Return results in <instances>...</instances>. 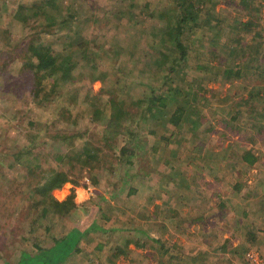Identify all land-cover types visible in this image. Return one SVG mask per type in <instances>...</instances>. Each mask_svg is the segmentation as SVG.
<instances>
[{"label": "rangeland", "instance_id": "1", "mask_svg": "<svg viewBox=\"0 0 264 264\" xmlns=\"http://www.w3.org/2000/svg\"><path fill=\"white\" fill-rule=\"evenodd\" d=\"M186 1L196 24L188 21L186 57L171 68L161 61L176 51L167 20L180 17V0H0V205L9 204L0 264L94 219L63 264H254L250 253L263 261L264 0ZM31 44L50 47L65 69L25 72ZM229 51L241 55L231 78L222 74ZM175 89L168 108L141 109ZM118 114L112 141L106 120ZM18 156L32 169L41 159L40 185L73 160L97 162L53 192L78 204L62 217L43 213Z\"/></svg>", "mask_w": 264, "mask_h": 264}, {"label": "trees", "instance_id": "2", "mask_svg": "<svg viewBox=\"0 0 264 264\" xmlns=\"http://www.w3.org/2000/svg\"><path fill=\"white\" fill-rule=\"evenodd\" d=\"M241 2L242 4L247 5L249 0H242ZM179 4H180V8L182 9L180 17L173 18L169 16L168 17L169 21L167 20V28H168L167 33L171 35L172 37H174L175 39L174 44H175L176 51L174 52V54H172L173 58L169 59V57L167 56L164 61H161L163 64L166 62H169L171 64L170 65L171 68H174L176 65L178 67V64L181 63V60H184L186 57L187 44L183 40V35L189 32V30L192 28L191 26L189 27L188 21H190V19L192 20L195 19V24H196V14L193 13V7L195 6V4L192 2H187L186 0H180ZM250 6H252V3H250ZM213 17L214 16L209 17L208 22H211V19ZM42 20L46 21L45 26L47 24L50 25L51 23H53V26L55 25V22H52L48 19H42ZM171 20H174V23L170 25L169 23ZM252 24H254L253 21L241 22L240 30L250 31ZM47 27L50 28L49 26ZM29 47L32 53L29 56V59L31 58V56H33L34 60L33 62L30 60L31 62L29 64L24 65L25 72H27V69H28L26 67H34V68L36 67V69L39 71L41 70H45L46 72L50 71L52 74L56 75L61 70L63 71L65 69V66L68 62L60 61L58 63L57 58L52 55L51 50L49 49L50 47L47 48L45 46L38 45V44L37 45L31 44L29 45ZM229 54L234 55L233 57L234 59L232 58L228 62H224L225 63L224 68L226 69L222 71V74L231 78L234 75H238L240 73V71H235L234 67L237 64V62H235L236 59H238L239 56L241 55L240 54L235 55L236 53H231V51H229ZM161 62L159 63L162 65ZM218 63L223 64V61L218 62ZM207 70L210 71L211 69L207 68ZM102 77H103L102 80L106 78L105 73L102 74ZM14 87H17V91H18L17 93L19 95L22 94V91H20L21 90L20 82L14 84ZM103 91H105L104 88H103ZM178 91L179 90L177 89L170 90V92L167 93L165 96H161V95L148 96V100L146 102H143V101L142 103L141 101L139 102V104L140 103L146 104L144 109L143 108L141 109L144 110L145 112L151 111L154 114V112L160 108H164V107L168 108L170 103L175 102L177 100L178 98L177 95L180 94V92ZM36 93L37 92H35V96H37ZM258 97L260 99L257 104H259L261 108L264 110V98L261 95L259 96V94H258ZM109 99H110V103L117 104L119 102L116 98V95L110 96ZM124 109L125 108L123 107V114L125 115L124 118L125 119L131 118L130 111L132 110V108L130 110L126 109L125 111ZM180 109L181 107L179 106L177 109V112L172 116V123L174 124H178L181 119L182 110ZM100 110L102 111L103 109L100 108ZM144 111L142 114H145ZM117 118H118V121H117ZM117 118L114 115L109 120L108 119L106 120L107 130L104 132V135L107 136V138L109 137L108 139L112 141L116 140V138H113V137H116L118 132L122 133L121 128L123 127V125L120 120L121 116L118 114ZM108 128L110 130H108ZM110 132L112 134H110ZM243 157L244 159H249L251 164H254L255 160L257 159L254 156H252L250 152H247L245 156ZM72 158H73L72 156H69L70 160ZM18 159L22 163H24L23 162L24 160L20 156H18ZM40 160L41 159H38L37 162H35L33 169L31 168V162H29V160L25 161V163L23 164L27 167L26 179H27L28 185L31 187V184L33 183L32 185L33 189L32 187L31 189L37 191L40 195L43 196V202L41 203L44 205L43 207L44 214H46L49 211V209H52L59 216H62V217L69 216L71 211L76 209L78 206V204L75 202L74 196L71 194L68 196L67 200L63 202H59L58 200L54 198L53 192L56 189L61 188L64 185V183L70 180H75L76 177L80 175L77 173V171H81V169L84 168L85 166L92 165L94 162H97V161L93 160L91 162L86 157L80 158L78 162L77 160H73L70 166L71 168L70 172H67L61 169L54 173H51L45 179V183L40 185L41 180H42L40 179L41 174H40V177L38 178V175H39L38 168L40 166ZM77 167H80V168L77 169ZM7 198H11V196H8ZM8 205L6 206V208H4L3 206L1 208V205H0L1 214L5 212V209H8ZM82 223L83 225L81 224V225L75 226L68 233L64 234L61 238L54 239L55 242L52 246L44 247L40 244L35 243V249H36L35 251L33 252L23 251L21 253V256L15 262L4 258L3 264H63L69 258L70 255L75 253V251L79 250V243L81 239L85 235L88 234L87 232L91 231V228H95V226L97 227L96 219H94L93 221H85ZM0 238H1V234H0ZM4 247H5V244L0 246V249L2 248L4 250ZM120 253H125V250L123 247L120 249ZM116 256H118L117 253H116Z\"/></svg>", "mask_w": 264, "mask_h": 264}, {"label": "built area", "instance_id": "3", "mask_svg": "<svg viewBox=\"0 0 264 264\" xmlns=\"http://www.w3.org/2000/svg\"><path fill=\"white\" fill-rule=\"evenodd\" d=\"M249 258L254 264H264V259L263 261L260 260L261 258L256 253L255 254L250 253Z\"/></svg>", "mask_w": 264, "mask_h": 264}]
</instances>
